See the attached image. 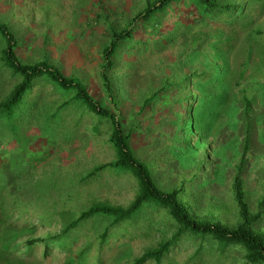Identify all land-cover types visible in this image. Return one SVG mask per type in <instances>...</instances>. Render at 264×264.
I'll use <instances>...</instances> for the list:
<instances>
[{
    "label": "rangeland",
    "instance_id": "obj_1",
    "mask_svg": "<svg viewBox=\"0 0 264 264\" xmlns=\"http://www.w3.org/2000/svg\"><path fill=\"white\" fill-rule=\"evenodd\" d=\"M152 1L0 0V23L10 28L20 45L16 58L28 64L46 60L60 68L64 75L78 78L106 109L115 112L125 129L134 126L135 154L149 165L161 190L178 188L181 181H188L197 173V185L192 188L196 194L191 198L195 215L199 219L230 224L236 218L230 187L232 168L240 152L241 89L253 100L255 119L245 173L246 193L252 209L264 193V0H236L246 5L249 13L244 19L252 21L251 25L229 29L218 24L207 28L208 41L200 51L188 57L177 41L161 51L157 47L150 48L141 56L125 58L110 74L114 78L116 108H113L99 79L105 26L96 24L94 16L103 10L108 22L120 30ZM173 13L162 16L167 30H176L181 25L176 18H182V14L179 10ZM171 34L168 32V36ZM189 75L192 76L186 87L176 90L178 78ZM163 82L170 84L167 90L161 88ZM13 84L8 73L1 72L0 100ZM188 97H194L191 106L185 102ZM145 100H149L148 105H143ZM141 107L144 112L140 115ZM21 115L27 118L26 113ZM183 121L190 123L186 130ZM33 123L39 127L40 121ZM29 124V120H24L20 126L27 131ZM57 125H61L60 130ZM96 126L98 132L94 130ZM45 128L41 131L44 136L48 132V135L57 134L59 141L52 143L49 137L29 138L26 131L21 132L19 146L4 154L5 165L21 168L19 160H22L26 171L32 169V176L39 177L38 185L56 180L48 200L53 202L54 212L57 208L80 211L93 202L120 207L132 202L138 187L128 172L106 169L88 181L82 179L93 167L115 159L108 142L106 120L86 114L82 107L75 105L65 111L64 121ZM36 145L41 147L38 151L32 147ZM36 163L40 165L34 166ZM163 217L162 213L156 215L146 210L128 228L123 242L111 252H104L103 264H127L146 248L154 246L167 232L161 224ZM106 224L107 221L97 220L84 226L76 247L69 253L75 255L83 243H95V235ZM96 254L92 248V258ZM67 256L68 252L64 251L45 260L35 255L30 264H65ZM185 258L179 254L166 264H182Z\"/></svg>",
    "mask_w": 264,
    "mask_h": 264
},
{
    "label": "trees",
    "instance_id": "obj_2",
    "mask_svg": "<svg viewBox=\"0 0 264 264\" xmlns=\"http://www.w3.org/2000/svg\"><path fill=\"white\" fill-rule=\"evenodd\" d=\"M175 10L182 14V18H176L181 25L176 30H167L163 27L162 16ZM248 13L246 5L236 0H154L147 2L128 24L118 30L108 22V15L103 10L99 11L94 16V22L105 26L99 79L108 103L116 108L114 78L110 74L125 58L141 56L150 48L157 47L161 51L177 41L181 42L188 57L200 51L208 41L207 28L218 24L229 29L242 25L248 27L252 23L244 19ZM170 31L172 34L168 36ZM0 43V74L6 71L14 80L8 93L0 100V264H30L35 255L45 260L62 251L68 252L65 264H103L104 252H111L123 242L128 228L146 210L156 215L164 214L161 224L167 232L154 246L146 248L127 264H166L179 254L186 257L182 264H264V193L252 209L245 187L255 119L253 100L243 89L239 96L242 108L238 127L240 152L232 168L230 187L236 218L230 224L219 220L208 221L199 219L191 207V198L196 194L192 188L197 185V173L188 181H181L178 188L161 190L149 165L135 154L133 125L125 129L115 112L106 109L78 78L64 75L60 68L46 60L28 64L16 58L20 45L10 28L3 23H0ZM191 76L178 78V83L174 85L176 90L185 88ZM169 86V83L163 82L161 88L167 90ZM148 101L145 100L143 105H148ZM185 102L191 106L194 97H188ZM75 105L82 107L86 114L107 121L108 142L115 156L113 161L93 167L82 179L87 178L88 181L106 169L130 173L138 189L127 207L93 202L80 211L57 208L54 212L53 202L48 200L56 180L49 177L52 183L38 185L39 177L32 176V169L26 171L22 160H19L21 168L5 165L7 157L4 154L19 146L21 132L26 131L20 126L22 121L31 122L27 126V137H49L54 143L59 141L56 140L57 134L48 135V132L44 136L41 131L48 124L56 125L60 120L64 121L65 111ZM191 110L189 107L188 112ZM48 111L50 113L45 116ZM22 112L27 118L22 117ZM143 112L144 107H141L139 114ZM38 120L40 128L33 123ZM60 126L57 125L59 130ZM182 126L186 130L190 123L183 121ZM94 130L98 132V126ZM32 147L34 151L41 148L40 145ZM207 179L210 180L209 174ZM97 220L107 221V224L95 235V243H83L75 255L69 253L71 248L76 247L82 228ZM92 248L97 251L94 258L90 255Z\"/></svg>",
    "mask_w": 264,
    "mask_h": 264
}]
</instances>
